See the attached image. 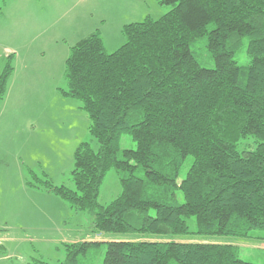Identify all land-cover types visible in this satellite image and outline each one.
<instances>
[{
  "label": "trees",
  "instance_id": "obj_1",
  "mask_svg": "<svg viewBox=\"0 0 264 264\" xmlns=\"http://www.w3.org/2000/svg\"><path fill=\"white\" fill-rule=\"evenodd\" d=\"M157 1L171 8L125 25L117 50L108 52L99 32L71 48L66 94L83 102L98 148H77L74 189L40 178L28 184L88 212L94 233L139 235L107 241L102 264H259L203 237L264 241V0ZM202 37L213 68L192 50ZM244 38L248 65L236 58ZM12 57L0 73V100ZM124 134L135 149L121 151ZM110 169L122 192L104 206L98 197ZM99 243L68 246L61 264H79V253Z\"/></svg>",
  "mask_w": 264,
  "mask_h": 264
},
{
  "label": "rangeland",
  "instance_id": "obj_2",
  "mask_svg": "<svg viewBox=\"0 0 264 264\" xmlns=\"http://www.w3.org/2000/svg\"><path fill=\"white\" fill-rule=\"evenodd\" d=\"M170 8L157 0H4L0 5V73L9 55L15 67L0 100V264H61L68 246L96 240L101 243L76 259L79 264H102L107 241L138 238L134 233L92 232L88 212L76 211L66 199L28 182L40 178L74 189L77 148L83 142L98 148L83 102L66 94L71 48L99 32L107 51L113 52L126 41L125 25L158 19ZM247 42L244 38L236 52L241 65L250 63ZM192 50L203 66H215L205 37L197 39ZM120 148L135 149L136 143L124 134ZM190 165L188 159L179 181ZM120 178L114 169L106 173L98 197L101 205L122 192ZM190 224L195 226L194 218ZM203 238L232 243L242 259L264 264V241L225 235Z\"/></svg>",
  "mask_w": 264,
  "mask_h": 264
},
{
  "label": "crops",
  "instance_id": "obj_3",
  "mask_svg": "<svg viewBox=\"0 0 264 264\" xmlns=\"http://www.w3.org/2000/svg\"><path fill=\"white\" fill-rule=\"evenodd\" d=\"M14 53H15V52H14ZM12 75H13V74H12ZM11 77H12V76H11ZM11 77H10V79H11ZM15 77H16V76H14L12 79H14ZM138 238H139V236H138ZM138 238H137V239H138Z\"/></svg>",
  "mask_w": 264,
  "mask_h": 264
}]
</instances>
